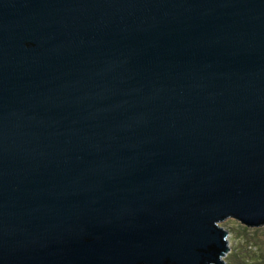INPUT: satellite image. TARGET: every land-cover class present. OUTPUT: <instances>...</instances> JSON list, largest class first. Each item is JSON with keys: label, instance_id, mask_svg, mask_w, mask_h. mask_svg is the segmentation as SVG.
I'll list each match as a JSON object with an SVG mask.
<instances>
[{"label": "water", "instance_id": "95a60500", "mask_svg": "<svg viewBox=\"0 0 264 264\" xmlns=\"http://www.w3.org/2000/svg\"><path fill=\"white\" fill-rule=\"evenodd\" d=\"M264 224V0H0V264H226Z\"/></svg>", "mask_w": 264, "mask_h": 264}, {"label": "rangeland", "instance_id": "374dc122", "mask_svg": "<svg viewBox=\"0 0 264 264\" xmlns=\"http://www.w3.org/2000/svg\"><path fill=\"white\" fill-rule=\"evenodd\" d=\"M219 226L228 231L230 250L223 257L226 264H264V224L248 226L229 217Z\"/></svg>", "mask_w": 264, "mask_h": 264}]
</instances>
